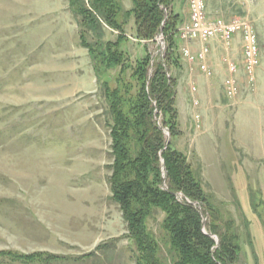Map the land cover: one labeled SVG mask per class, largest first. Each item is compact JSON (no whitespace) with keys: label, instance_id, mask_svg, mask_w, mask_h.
<instances>
[{"label":"rangeland","instance_id":"1","mask_svg":"<svg viewBox=\"0 0 264 264\" xmlns=\"http://www.w3.org/2000/svg\"><path fill=\"white\" fill-rule=\"evenodd\" d=\"M188 1L172 2L179 15L171 74L180 134L172 138L163 127L166 147L187 157L221 221H234L240 260L264 264V0H204L207 20H240L253 29L259 66L251 78L240 35L229 43L179 36ZM120 3L123 11L133 7V0ZM120 21L130 67L163 55L162 30L140 40L133 14ZM102 27L103 42L117 41L118 31ZM82 29L93 49L95 34ZM82 29L68 0H0V252L58 257L47 264H137L141 254L110 191V115L91 51L80 44ZM203 47V64L183 54L195 57ZM230 63L237 69L231 97L224 92ZM163 219L154 210L147 229L159 245L156 257L173 264Z\"/></svg>","mask_w":264,"mask_h":264},{"label":"trees","instance_id":"2","mask_svg":"<svg viewBox=\"0 0 264 264\" xmlns=\"http://www.w3.org/2000/svg\"><path fill=\"white\" fill-rule=\"evenodd\" d=\"M68 2L79 18L81 29L88 28L95 34L93 49L84 40L83 29L79 34L80 44L91 51L107 102L111 121L108 125L112 155L110 191L121 210L127 237L141 254L137 264H162L156 257L157 240L147 229V220L154 210L164 214L162 228L174 256L173 264H245L239 258L234 221H221L187 157L172 149L171 144L166 147L163 127L172 138L180 134L174 106L176 79L171 74L178 63L173 35L179 15L174 14L173 0H133L130 11H123L120 0ZM130 14L137 24V39L153 40L162 30L167 47L154 63L146 55L130 67L120 49L124 24L120 17L127 18ZM102 23L118 31L117 41L101 40ZM103 68L105 72L115 71L114 76H104ZM127 102L129 105H124ZM203 218H206V234ZM210 236L218 238V245ZM52 259L58 257L40 252H0V264H47Z\"/></svg>","mask_w":264,"mask_h":264},{"label":"built area","instance_id":"3","mask_svg":"<svg viewBox=\"0 0 264 264\" xmlns=\"http://www.w3.org/2000/svg\"><path fill=\"white\" fill-rule=\"evenodd\" d=\"M188 10L189 20L178 28L179 36L182 39L189 41L197 40L200 42L219 38L224 42L229 43L235 36L240 35L245 73L251 78L254 71L259 66L258 41L251 26L240 20H232L229 22H225L220 19L210 21L207 20L205 16L206 10L204 0H189ZM183 54L190 60V62L196 60L203 64L208 55V49L207 47L201 48L195 57L191 56L187 49H183ZM200 68L204 71L206 66L201 65ZM228 71L230 73V77H228L224 82V92L227 96L231 97L237 93V82L235 76L237 69L235 65L230 63L228 65Z\"/></svg>","mask_w":264,"mask_h":264},{"label":"water","instance_id":"4","mask_svg":"<svg viewBox=\"0 0 264 264\" xmlns=\"http://www.w3.org/2000/svg\"><path fill=\"white\" fill-rule=\"evenodd\" d=\"M165 19H166V15H165ZM165 19H164V21H165ZM162 37V31L160 32V34L158 35V38L160 39ZM167 136H168V138H170V136H169V134H167ZM169 140V139H168ZM167 143H168V141H167ZM164 168V167H163ZM164 189L166 190L167 188L166 187H164ZM193 205H195V204H193ZM202 226H203V232L205 233V230H204V226H205V219H203V221H202ZM211 238H213L214 236H210ZM215 238V242H216V245H218V238L217 237H214Z\"/></svg>","mask_w":264,"mask_h":264},{"label":"crops","instance_id":"5","mask_svg":"<svg viewBox=\"0 0 264 264\" xmlns=\"http://www.w3.org/2000/svg\"><path fill=\"white\" fill-rule=\"evenodd\" d=\"M183 16H184V20H185V16H186V15H185V14H183Z\"/></svg>","mask_w":264,"mask_h":264},{"label":"bare ground","instance_id":"6","mask_svg":"<svg viewBox=\"0 0 264 264\" xmlns=\"http://www.w3.org/2000/svg\"><path fill=\"white\" fill-rule=\"evenodd\" d=\"M202 214V213H201ZM206 234V233H205Z\"/></svg>","mask_w":264,"mask_h":264}]
</instances>
